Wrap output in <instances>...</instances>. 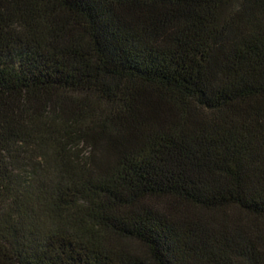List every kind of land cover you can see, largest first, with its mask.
Returning a JSON list of instances; mask_svg holds the SVG:
<instances>
[{
  "label": "trees",
  "instance_id": "trees-1",
  "mask_svg": "<svg viewBox=\"0 0 264 264\" xmlns=\"http://www.w3.org/2000/svg\"><path fill=\"white\" fill-rule=\"evenodd\" d=\"M0 264H264V0H0Z\"/></svg>",
  "mask_w": 264,
  "mask_h": 264
}]
</instances>
